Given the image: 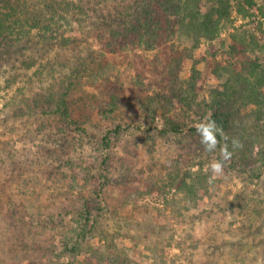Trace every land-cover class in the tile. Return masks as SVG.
<instances>
[{
    "label": "rangeland",
    "instance_id": "374dc122",
    "mask_svg": "<svg viewBox=\"0 0 264 264\" xmlns=\"http://www.w3.org/2000/svg\"><path fill=\"white\" fill-rule=\"evenodd\" d=\"M53 1L63 8L73 6L57 40L42 36L41 25L29 32L25 25L14 35L17 44L25 47L23 55L0 58V108L10 98L17 102L8 110L3 127L0 121V264H264V167L253 180L230 169L227 161L222 173L214 174L209 164L222 159L219 151L199 152L197 164L190 165L187 154L193 145L186 138L172 133L159 137L155 130H146L149 125L162 127L168 117L189 125L199 121L177 102L167 114L159 112L151 123L139 110L147 95L169 94L166 82L172 57L169 44L146 50L127 39L124 43L113 41L131 17L126 15V20L118 22L121 15L117 9H125L121 6L124 1L136 7L140 0L102 1L113 15L100 12L95 0L89 3H96L92 8L80 0ZM53 1L36 0L35 6L45 12ZM255 1L264 4V0ZM15 7L2 6L0 19L13 17L15 26L23 22L27 15ZM242 21L238 18L235 24ZM108 22L113 26L101 27ZM42 23V27L47 26V22ZM247 29L256 31L254 25ZM256 33L264 44L260 32ZM42 47L57 70L70 73L75 67L85 70L87 66L79 78L81 88L92 91L93 87L86 85L104 84L118 89L122 104L114 123L124 125L126 132L107 151L99 146L94 131L79 135L61 127L60 132L57 125L48 124L46 116L28 110L18 94L23 80L5 88L17 68L26 72L25 83L31 79L25 90L34 89L39 81L32 74L40 66L36 62L25 68L28 61H24L39 59L35 52ZM256 57L264 65V50L230 59L240 68L241 63ZM217 59L224 63L229 57L223 54ZM213 64L207 59L197 65L199 100L209 101L211 89L220 84L211 72ZM190 68L188 61L183 75ZM103 127L110 129L112 124ZM105 155L106 164L101 162ZM176 161L180 162V173L201 169L208 176L207 194L189 209L184 208L181 193L175 195L169 186L151 184L153 178L166 181ZM67 162H75L79 165L76 171H82L75 187L69 182ZM103 177L109 180L107 185ZM58 178L62 181L56 184ZM152 189L159 191L148 192ZM37 195L41 197L35 199ZM172 198L176 205L170 202ZM85 203L92 212L87 224L82 216ZM82 225L90 227L84 238L78 235ZM66 245L76 246L75 254L64 251Z\"/></svg>",
    "mask_w": 264,
    "mask_h": 264
},
{
    "label": "trees",
    "instance_id": "16d2710c",
    "mask_svg": "<svg viewBox=\"0 0 264 264\" xmlns=\"http://www.w3.org/2000/svg\"><path fill=\"white\" fill-rule=\"evenodd\" d=\"M92 1L94 0H80L87 8H92L91 6L98 3L100 12H108L106 6L101 5L104 0H95L96 3L90 5L89 3ZM71 4L65 5L63 8L60 3L53 1L45 8L47 11L43 12L40 8H36L38 5L36 0L27 2L26 0H0V8L14 5L16 9L22 10L21 14L27 15V18L24 17V21L19 22L17 26L11 19L13 17H6L5 20L0 19V58L3 60L4 56L23 55L25 47L22 48L17 44L14 35L19 34L25 25L28 26L27 32L29 29L41 25L39 30L43 31L42 36L50 40L58 38V35H61L65 30V25L68 24L62 22L65 20V15L67 16L72 11ZM121 6H125V9L121 7L117 9L118 15H121L118 22L126 20V15L131 17L128 19L130 20L129 24L115 37L113 36L114 42L122 43L127 39L146 50H153L162 44L171 46L172 57L169 61L166 82L169 94L155 92L144 97L143 102L139 105V110L143 113L144 118L150 120L149 123H151L159 112L163 115L167 114L173 103L177 102L182 108L192 112L196 121L200 122L204 117L215 120L229 137L228 147L232 152L231 158L226 160L229 162V168L248 175L252 180L258 179L261 169L264 167V65L256 57L253 60L249 58L241 63L240 68H237L236 63L230 58L238 54H250L256 49L264 50V44L256 36L258 31L264 38V27L262 28L264 4H258L255 0H149L148 2L140 0L136 7L130 2L126 4V1L121 3ZM132 6L135 8L131 9ZM63 9L65 10L63 11ZM107 14L113 15L111 11ZM238 18L243 21L237 25L235 22ZM44 21L47 22V26H45L47 29L42 27ZM110 25L113 26L109 22L103 23L101 27L110 28ZM250 25H254L256 31L247 29ZM48 31L49 34H46L45 32ZM30 43L32 42L29 41ZM26 48L31 49V47ZM44 50V47L37 49L35 55H39L38 58L44 60L48 67L45 66V63L41 64L35 57H29L24 61H28L25 68L33 67L36 62L40 66V69H36L32 74L33 77H38L39 81L33 85L34 89L31 87L30 91L25 90L27 88L25 84L31 79H27L28 82L25 83L26 72L23 70L20 72L21 69L17 68L13 76L6 80L5 88L8 89L17 81L22 82L23 80L22 85L18 87V94L20 99L26 103L28 110L40 113V116H46L44 119L48 121V124L52 123L50 126L57 125V129L62 127L67 133L85 135L89 130L94 131V138L97 137L99 140V146L107 151L126 132L124 125L114 123L122 104L118 89L115 90L104 84L86 85L92 86V91H89L88 88H81L79 78L83 72L86 73L87 66H85V70L84 67H75L70 73H67L63 68L57 70L51 65V60L45 57ZM223 54L228 55L229 59L221 63L217 57ZM207 59L214 63L211 72L214 78L220 82L219 85L217 84L211 89L209 101L204 98L199 100V95L196 93V83L199 78L197 65ZM188 61L191 62V68L183 75ZM15 62L16 60L11 61L13 70ZM61 65L64 66V62ZM42 75H44V80L41 79ZM31 92L32 94H30ZM16 103L15 98H10L0 108L2 127L6 124L8 110L13 108ZM193 123L195 122L192 121L189 125L168 117L163 120L162 127L154 128L149 125L146 130L148 133L155 130L159 137H164L169 133L182 135L193 145L192 151L187 156L189 155L191 161L189 164L194 165L197 164L195 160L200 156L199 152L205 150ZM103 124H112V127L105 129ZM60 130V132L63 131V129ZM232 138L238 139L242 147L234 149L231 145ZM217 139L220 140L221 145L224 143L220 136ZM219 147L220 145H218L217 151H219ZM105 156L101 161L104 164L108 161V155ZM179 163L176 161L172 165L173 167L166 176V181L153 178L154 182L151 184L152 187L154 185L159 188L169 186L174 189L175 195L181 193L184 208L189 209L207 194L208 176L201 169L196 173L190 170L180 173ZM64 165L70 170L69 182L75 187L74 182L77 176L82 175V171H76L79 165L75 162H67ZM199 166L201 167L200 163ZM49 174L47 171V177ZM103 178L107 185L109 180L107 177ZM60 181H62L61 178L56 179V184H59ZM158 191L159 189H152L148 192ZM64 194L68 197L67 192ZM40 197L37 195L35 199ZM170 202L176 205L173 198ZM83 205L82 216L87 224L91 221L92 212L88 203ZM88 229L90 227L86 225L80 226L79 237L84 238ZM75 250L76 246L74 245L64 247V251L72 254H75ZM76 262L68 264H77Z\"/></svg>",
    "mask_w": 264,
    "mask_h": 264
},
{
    "label": "clouds",
    "instance_id": "9594fccd",
    "mask_svg": "<svg viewBox=\"0 0 264 264\" xmlns=\"http://www.w3.org/2000/svg\"><path fill=\"white\" fill-rule=\"evenodd\" d=\"M195 127L196 132L200 137V143L206 152H214L218 145H220L219 151L222 160H213L209 164V168L214 174L222 173L224 167L223 161L230 159L232 156V152L229 151L228 147V135L217 125L215 120H212L211 118L201 120L195 125ZM218 136L224 140L222 145L220 144V140L217 139ZM231 145L234 149L242 147V144L236 138L231 139Z\"/></svg>",
    "mask_w": 264,
    "mask_h": 264
}]
</instances>
